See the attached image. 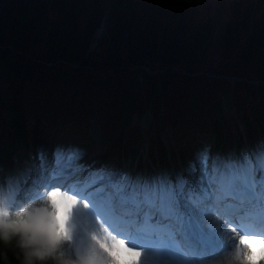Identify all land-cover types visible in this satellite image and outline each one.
<instances>
[{"label":"trees","instance_id":"16d2710c","mask_svg":"<svg viewBox=\"0 0 264 264\" xmlns=\"http://www.w3.org/2000/svg\"><path fill=\"white\" fill-rule=\"evenodd\" d=\"M203 2L8 0L0 8V130L9 161L19 144L27 150L60 138L67 122L90 148L94 115L102 158L117 162L145 146L143 166L174 162L173 145L190 136L211 137L224 147L258 135L264 116L259 5L246 6L238 30H221L218 4L199 9ZM104 20L110 30L98 50L88 52ZM237 74L251 96L235 90L242 127L231 123L217 95L228 86L225 77ZM146 107L153 120L144 134L139 124ZM7 255L17 264L14 250Z\"/></svg>","mask_w":264,"mask_h":264},{"label":"snow or ice","instance_id":"6c2138e0","mask_svg":"<svg viewBox=\"0 0 264 264\" xmlns=\"http://www.w3.org/2000/svg\"><path fill=\"white\" fill-rule=\"evenodd\" d=\"M7 3L0 0V8ZM217 4L221 30H238L248 4L259 5L264 20V0H204L199 9ZM110 27L107 20L99 23L91 51L98 50V40ZM242 79L233 76L217 94L233 125L239 123L235 90L239 87L251 99ZM139 126L151 129L147 118ZM89 133L98 137L101 129L94 122ZM8 150L0 130V205L12 208L60 191L73 202L65 213L62 241L90 264H204L233 247L237 264H250L245 241L264 242V232H248L243 223L253 216L264 218V116L258 135L229 140L224 147L211 137L183 139L173 145L178 154L166 166L102 159L71 135L34 145L12 162ZM57 156L71 163L57 168ZM117 244L128 254L123 262Z\"/></svg>","mask_w":264,"mask_h":264},{"label":"clouds","instance_id":"9594fccd","mask_svg":"<svg viewBox=\"0 0 264 264\" xmlns=\"http://www.w3.org/2000/svg\"><path fill=\"white\" fill-rule=\"evenodd\" d=\"M72 203L60 191H51L15 209L0 205V264H10L9 250H14L17 264H90L70 253L62 241L65 213Z\"/></svg>","mask_w":264,"mask_h":264},{"label":"rangeland","instance_id":"374dc122","mask_svg":"<svg viewBox=\"0 0 264 264\" xmlns=\"http://www.w3.org/2000/svg\"><path fill=\"white\" fill-rule=\"evenodd\" d=\"M99 150H100V148H99V146H97L96 147V151L92 155L96 156L99 153ZM24 151H26L25 147L22 144H20L18 150L13 154L12 158L16 157V155L18 153L22 154ZM57 157L65 158L64 156H57ZM57 157L55 158V160L58 159ZM67 160H68V162L70 161L69 158H65L63 163H67ZM122 163L134 164L133 160H131L128 157H125V156L123 158ZM42 191H43V189H41V192ZM22 203L23 202H20V204H22ZM256 242H258V246H259V248L255 250L256 254L260 256L262 261H264V254L261 252V249H260L263 246L260 247V241H256ZM121 249H122V251H120L118 253H119V255L121 257V260L123 262L124 260L128 259V254H127V252L125 251V249L123 247ZM73 254L75 255V250L74 249H73ZM252 254H254V251L252 252ZM234 255H235V248L233 247L231 249V251H229L227 254H224L223 256H219V257H215L213 259L207 260V261L204 262V264H237V261H235V259H234Z\"/></svg>","mask_w":264,"mask_h":264},{"label":"bare ground","instance_id":"6f19581e","mask_svg":"<svg viewBox=\"0 0 264 264\" xmlns=\"http://www.w3.org/2000/svg\"><path fill=\"white\" fill-rule=\"evenodd\" d=\"M62 159L56 162V167L59 168L60 163H61ZM258 232V230H257ZM245 243L248 245V248L250 250V256H249V261L250 264H260V262L262 261L260 256L256 254V249L259 248L258 246V242H256L255 240H250V241H245ZM263 246L261 249V252L264 253V245L262 243H260V247ZM121 246L119 244H117L115 246L116 249H118L119 251L121 250L120 248ZM256 247V248H255ZM254 251V254H252V252Z\"/></svg>","mask_w":264,"mask_h":264}]
</instances>
